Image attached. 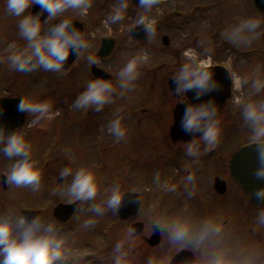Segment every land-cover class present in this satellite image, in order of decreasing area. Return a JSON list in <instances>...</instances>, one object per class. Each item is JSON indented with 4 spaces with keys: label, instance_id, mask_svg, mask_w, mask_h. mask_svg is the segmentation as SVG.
Returning a JSON list of instances; mask_svg holds the SVG:
<instances>
[{
    "label": "flooded vegetation",
    "instance_id": "1",
    "mask_svg": "<svg viewBox=\"0 0 264 264\" xmlns=\"http://www.w3.org/2000/svg\"><path fill=\"white\" fill-rule=\"evenodd\" d=\"M110 2L117 6V0H91V7L86 13L80 14L79 10L69 9L64 14L62 18L73 20L74 26L81 30L90 47L82 50V54L65 70L47 71V77L51 74L55 80L48 81L45 92L34 90V81L31 80L35 74L43 77V69L34 72L17 71L16 81L20 82V88L1 92L0 100L17 101L7 105L6 116H18L22 113L17 110L21 98L50 102L52 109L50 119H42L36 124L31 123L33 114L23 112L21 124L15 123L8 130H19L25 135L32 146L31 158L40 169L42 179L37 191L27 186L6 184L5 175L14 161L0 154V215L21 213L29 221L39 215L45 222L57 223L62 228L60 235L65 239L66 247L71 249L68 261L64 264H72V261L75 264H112L113 248L121 241L125 242L124 250L128 252V261L131 255L132 261L138 257L134 253L138 254L136 250L143 244L150 248L164 246V249L171 250L163 255L164 260L161 259L162 254L156 255L154 264H171V260L180 253L183 255L174 264H225V256L231 247H227L226 242L233 239L234 248H240L241 244L245 245V239H252L251 229H248V234L244 232L240 224L244 221L240 217L256 216L264 210V206L260 209L251 206L249 197L231 177L230 172V162L237 150L249 143H264V140L256 141L252 138L249 142L234 144L231 146L232 150L231 147L225 149L226 138L244 123H249L242 116L243 105L264 102V90L257 93L251 83L257 78L264 80V16L253 0H160L154 7V17H150L154 21L156 34L159 35L158 44L153 45L149 42L150 37H147L145 29L139 28L145 34V39L140 40L134 35L135 27L144 28L136 25L139 14L147 15L143 9L129 0L125 19L116 23L118 25L108 24L107 18L113 10ZM32 10L33 7L30 11ZM249 18L262 21L260 28L256 30L258 36L256 33H245L249 37L255 36L250 44H234L226 38L227 32ZM54 21L56 20L47 21L45 29ZM128 21L135 23L128 26ZM119 26L122 27L121 30ZM104 40L112 41L113 49L107 57L101 58L98 52ZM132 41L136 50L150 44L148 50L164 51L176 58L185 56L184 53L189 49H195L198 59L211 56L214 67L224 68L233 79L236 78V71H241L238 77L249 80L247 85L237 88L230 78L229 96L223 106L217 108L220 137L213 149L204 152V145L201 144V154L191 158L186 156L184 144L194 137L175 139L171 135L173 112L178 104H182L183 99L180 100L174 93L176 85L172 76L186 61L176 65L170 75H163L161 80H154V76L157 74L156 69L159 71L164 63L155 66L141 65L139 77L134 82L137 92H133L138 99L129 105L120 103L118 95H115L113 103L105 105L100 112L94 108L78 109L77 112L72 107L92 79H108L114 87H118V78L114 77L112 67L113 55L120 44L126 42L124 44L127 45ZM136 50L138 54L139 50ZM88 55L96 58V65H89ZM151 74L154 76L151 77ZM1 113L2 107L0 115ZM117 116L122 118V124L127 129L126 136L119 141L108 132L109 122ZM73 122L79 133V140L75 139V153L79 160L69 164L65 154L74 153L69 146L71 141L64 145L60 142L59 134L67 130V124ZM56 136L54 144H44ZM195 138L199 139L198 136ZM65 167H70L73 171L80 167L89 168L96 174L102 187L119 183L127 191L126 195L138 197L140 206L136 213L131 217H121L119 211H107L103 216L88 211L91 202H78L67 195L66 187L71 183L72 177L63 180L59 177ZM189 175L194 179L189 181ZM219 182L224 185L218 187V190L216 186ZM191 195H195V198H191ZM103 198L101 192L95 203H101ZM180 198L184 203L203 201L206 204L203 213L218 221L212 224V230L198 234L202 241L191 239L190 233L187 240L175 242L170 240L166 231L161 230L158 231V243L150 246L148 240L154 231L151 224L145 228L146 224L134 222L132 218L144 212L146 206L150 208L152 215L160 217L163 206L168 203L176 204L175 201ZM150 200L152 203L148 204ZM199 204L201 203H197L196 207ZM199 212L194 211L195 214ZM89 219L95 223L84 227L85 221ZM230 222L233 225H229ZM136 225H140V231H135L129 238V230ZM145 229L150 233L148 237L143 235ZM243 235V241L236 240ZM131 239L139 241L132 250ZM253 250V255L256 256V248Z\"/></svg>",
    "mask_w": 264,
    "mask_h": 264
},
{
    "label": "clouds",
    "instance_id": "2",
    "mask_svg": "<svg viewBox=\"0 0 264 264\" xmlns=\"http://www.w3.org/2000/svg\"><path fill=\"white\" fill-rule=\"evenodd\" d=\"M160 0H139L138 8L144 13L149 12ZM40 5L41 11L33 14L30 9L34 5ZM91 7V0H6V11L18 19L19 35L27 44L22 50H13L8 56L10 67L18 72H34L39 69L51 72L65 70L64 65L70 55L77 57L82 50H87L90 44L85 40L80 29L76 28L71 18H62L69 10H79L84 14ZM129 8V0H117V6L108 16L106 23L116 24L125 19ZM47 13V18L41 20V16ZM59 20L45 29L47 21ZM262 21L259 19H245L229 32L226 38L234 44H250L255 38L245 33H256ZM136 25L144 26L147 37L156 35L154 21L147 15L141 14L136 20ZM258 36L259 33H256ZM14 47V46H13ZM190 62L184 63L172 76L176 85L174 93L186 103L180 127L183 132L194 137L185 143V154L196 158L201 154V144L204 152L213 149L220 137V129L217 120V105L209 99L201 103H187L186 93L193 92L195 99L209 95L219 90V83L214 79V63L211 56L206 59H198L195 49H189L184 53ZM149 59L147 52H141L130 59L118 73L117 88L108 79H92L84 90L76 98L72 105L75 109L94 108L100 112L105 105L113 103L115 95H124L134 87V82L139 77V67ZM90 66L96 65V58L87 56ZM232 83L240 88L249 83L248 79L236 77ZM253 89L259 93L264 90V80L254 79L251 81ZM52 105L47 101H35L29 98H21L17 106L20 112L34 115L32 124L39 123L42 119L51 118ZM242 116L252 126L254 139L264 140V102H249L243 105ZM108 132L117 141L124 139L127 134L126 127L122 124V118L117 116L109 122ZM199 137L196 139L195 137ZM258 159L260 167L255 175L257 179L264 180V143H257ZM0 154L14 161L10 170L5 175L6 184L16 187H31L33 191L41 186V171L32 160V146L26 140L25 135L19 130L8 132L6 126L0 125ZM71 176V183L66 187L67 195L78 202H91L88 211L97 216H103L107 211L117 213L124 203L126 190L119 183L102 187L96 174L87 167H80L73 171L70 167L61 170L59 177L62 180ZM189 181L194 177L189 175ZM135 192L136 189H131ZM103 193L101 203H95L99 194ZM255 198L264 201V190H258ZM95 223L89 219L84 227ZM155 231H166L169 238L175 242H182L190 237L193 224L187 219L160 216L151 222ZM204 227H211L205 222ZM62 228L57 223L45 222L36 216L28 220L25 215L8 214L0 215V264H64L71 254V249L66 247L65 239L60 235ZM135 233V229L129 230V238ZM125 242H117L113 248L114 256L112 264H129L128 252L124 250ZM78 255V254H75ZM75 264V261H72ZM148 264H154L150 259ZM219 264V262H218Z\"/></svg>",
    "mask_w": 264,
    "mask_h": 264
},
{
    "label": "rangeland",
    "instance_id": "3",
    "mask_svg": "<svg viewBox=\"0 0 264 264\" xmlns=\"http://www.w3.org/2000/svg\"><path fill=\"white\" fill-rule=\"evenodd\" d=\"M110 5L114 8L115 4L110 2ZM155 7V6H154ZM152 8L149 12L146 14L148 17L152 18L154 17L155 14V8ZM139 14V13H138ZM141 15V14H139ZM18 19L15 16H12L7 13L6 11V0H0V94L3 90H14V89H19L20 82L16 81V74L17 71L12 69L10 67V62L8 60V56L11 51L13 50H19L22 51L25 47L27 42L20 37L19 35V30H18ZM153 21V19H151ZM135 22L134 21H128V26L133 25ZM46 25V24H45ZM118 25V24H114ZM125 27V26H124ZM117 28V27H116ZM122 27L119 26V30H121ZM118 36V35H117ZM158 34H156L154 37H150V41L153 45L158 44ZM126 42H123V44H120L116 49V52L114 53L113 57V62H112V67H113V72H114V77L117 79L118 78V73L123 66V64H126L125 62L129 61L130 59L134 58L141 52H147L149 59L146 63L142 65H158L160 63H164L163 67L159 69H156L157 74L154 76V74L151 76H154V80H161L163 75L167 76L170 72L174 70V67L176 65H179L182 62H189L188 58L185 56H182L181 58L178 57L176 58L175 56H172L170 53H166L164 51L159 52L155 51L153 52L152 50H148L147 47L149 45L147 44L146 47L142 46L138 48L139 53L137 54L135 52L136 48H134V42H129L124 44ZM180 42H177L179 44ZM14 46V47H13ZM136 50V51H138ZM99 54V52H98ZM131 54H135L134 57H132ZM99 56V55H98ZM130 56V57H129ZM129 57V58H128ZM105 58V57H102ZM204 58V57H200ZM42 69H39L41 71ZM38 71V70H37ZM46 72L44 70L43 72V77L40 76L41 74H35L33 78H31L33 82V89L39 92H45L46 86L48 85V81L55 80V77L51 74H48V77L46 75ZM100 72V71H97ZM96 74V72H94ZM242 72L240 71L239 73L236 71V77H238L239 74ZM98 75V73H97ZM170 75V74H169ZM99 76V75H98ZM97 76V77H98ZM100 78V76H99ZM46 81V82H45ZM22 87V86H21ZM117 92H118V87ZM10 90H8L9 92ZM121 89H119V92ZM133 92H137V89L134 87L130 91H126L124 95H118L120 103H124L125 105H129L134 102L135 99H138V97H135L136 95L133 94ZM78 112V109H76ZM76 112V111H74ZM67 130L61 132L59 135H61L60 142H62L64 145L67 143V141H71V144H69L70 148L73 150L74 153H66L65 158L66 161H68L69 164L75 163L77 160H79L78 156L76 155V142L75 139L79 140L78 135L79 133L75 130L76 126L75 123L67 124L65 127ZM58 136H56L54 139L51 141L47 140L44 144H54L55 139ZM63 138V140H62ZM254 138V133L253 129L250 123H244L243 126L239 129L237 128V131L235 133H231L229 138H226V143H225V149L228 150L231 146L234 144H237L239 142H249L250 139ZM253 140V139H252ZM241 144V143H240ZM253 144V143H252ZM46 146V145H45ZM232 150V147L230 148ZM238 151V150H237ZM236 151V152H237ZM162 198V195H161ZM191 198H195V195H191ZM176 204L170 205L169 203L163 206L161 216H166L169 219L172 218H183L187 219L193 224V229L191 232V239L196 240V241H202V238L198 234H205L207 231L212 230V227L205 228L204 224L205 222H208L210 226L214 224V222L218 221L213 218V216H206L203 211L204 207H206V204L203 201L199 200H194V201H188L184 203V201L180 198ZM152 201L150 200L148 204H151ZM197 203H201L196 207ZM196 207V208H195ZM200 211L199 213H194V211ZM254 217L255 219H253ZM158 218L157 216L152 215L150 208L146 206L145 211L140 212L135 218H132L134 222H141L142 224H146L145 228L151 224L152 220ZM240 219L244 221V223H240L243 228L244 232L248 234V229H251V240L245 239V236H240L238 239L240 241H243V244L240 245V248L236 247L234 248L235 244L233 243L234 240L231 239L230 242H226V246L230 247V251L228 250L227 255L225 256V264H264V210H261L256 216H241ZM144 223H143V221ZM236 221V219H235ZM237 224V221H236ZM229 225H233L232 222L229 223ZM238 225V224H237ZM251 226V227H250ZM245 233V234H246ZM149 231L145 229V232L143 235H146L147 237L149 236ZM152 236V234H151ZM247 237V236H246ZM139 241L136 239H131V247L130 250L133 249L134 245L137 244ZM253 248H256V256L255 251ZM248 249V252L246 251ZM135 256H138L134 261H132V255L129 260V264H148V261L151 259L153 262L156 261V255L159 253L162 254V260H164L165 253L167 251H171L170 249L167 250L166 248L164 249V246H159V247H149L148 245H143L141 244L139 250ZM140 258V259H139ZM166 262V260H165Z\"/></svg>",
    "mask_w": 264,
    "mask_h": 264
},
{
    "label": "water",
    "instance_id": "4",
    "mask_svg": "<svg viewBox=\"0 0 264 264\" xmlns=\"http://www.w3.org/2000/svg\"><path fill=\"white\" fill-rule=\"evenodd\" d=\"M257 9L263 14L264 16V0H253ZM135 4H139V0H133ZM41 11L40 5H34L32 13L35 14L36 12ZM47 13L45 12L41 16V20H45L47 18ZM55 21L54 23H58ZM52 23V24H54ZM74 24V23H73ZM51 25L49 26V28ZM139 28L143 27H135L134 35L140 39H145V34L143 31L141 32ZM113 49L112 41L104 40L99 48V57H107ZM77 56L74 53H70L64 68H68ZM214 79L219 83L220 87L218 91H214L209 95L201 97L200 100H196L193 92L186 93L188 97L187 103H201L207 101L209 99L214 100L217 108L223 106L226 98L229 96L230 93V75L229 73L221 67H214ZM17 101L15 100H0V107H2V113L0 115V125L6 126L7 130L10 127L14 126V124L20 125L22 122L23 112L20 113L18 116L15 115H8L6 116L5 113L8 112L7 105L15 104ZM186 107V103L178 104L173 112L174 115V123L171 127V135L175 139H187L192 137L181 130L180 127V120L183 116L184 109ZM7 124H10L7 126ZM260 167V162L258 159V149L257 143L246 145L240 148L237 152H235L232 156L230 162V172L231 177L240 185L245 195L249 196V202L252 207L254 208H262L264 206V201H259L255 198V193L258 190H264V180L257 179L255 173ZM220 184L217 187L223 186V182H219ZM219 190V189H218ZM220 192H224V190H220ZM133 194L125 195L124 203L119 209V213L121 217H128L132 216L136 213L138 207L140 206V201L138 197H135ZM135 231L138 233L140 231V225H136L134 227ZM158 231H153L152 236L148 240V244L150 246H154L158 243ZM183 254H178L175 256L171 264H174L177 259H179Z\"/></svg>",
    "mask_w": 264,
    "mask_h": 264
}]
</instances>
